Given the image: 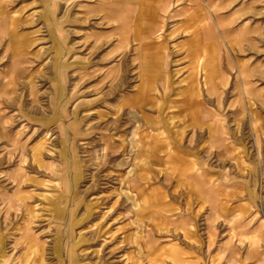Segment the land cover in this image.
Here are the masks:
<instances>
[{"label": "rangeland", "instance_id": "374dc122", "mask_svg": "<svg viewBox=\"0 0 264 264\" xmlns=\"http://www.w3.org/2000/svg\"><path fill=\"white\" fill-rule=\"evenodd\" d=\"M138 2L0 0V264H264V0Z\"/></svg>", "mask_w": 264, "mask_h": 264}, {"label": "crops", "instance_id": "0c3cea01", "mask_svg": "<svg viewBox=\"0 0 264 264\" xmlns=\"http://www.w3.org/2000/svg\"><path fill=\"white\" fill-rule=\"evenodd\" d=\"M148 2H154L155 5H152L153 10L158 12L159 17L165 23H169L175 17H179L180 15L185 16V23H190L192 26L197 25L200 22H205V13L210 15L212 14V9L210 4L213 0H147ZM140 6V0L138 2ZM139 9L136 11V16L132 17L129 21L132 22L139 13ZM131 11L128 9L127 13ZM134 22V21H133ZM128 23V21L126 22ZM122 27V26H121ZM150 27V26H149ZM148 27V28H149ZM124 28V26L122 27ZM153 29L152 27L150 28ZM150 29L146 32V35H150ZM197 37L199 39L203 38V33H199L197 31ZM208 43H210L208 41ZM212 43V42H211Z\"/></svg>", "mask_w": 264, "mask_h": 264}, {"label": "bare ground", "instance_id": "6f19581e", "mask_svg": "<svg viewBox=\"0 0 264 264\" xmlns=\"http://www.w3.org/2000/svg\"><path fill=\"white\" fill-rule=\"evenodd\" d=\"M196 58V57H195ZM197 59V68H201V66H202V63H201V60H203V57H199V58H196ZM164 75V78L166 79L167 78V80H168V77L165 75V74H163ZM164 79V80H165ZM197 85V84H196ZM196 85H193V87H192V90H191V92H193L194 93V95H196L197 96V86ZM147 90V89H146ZM144 98H146V99H149L147 96H145ZM181 112H182V108H181Z\"/></svg>", "mask_w": 264, "mask_h": 264}]
</instances>
